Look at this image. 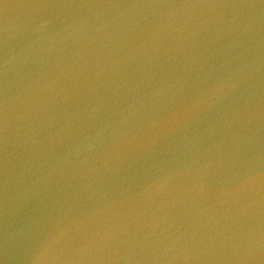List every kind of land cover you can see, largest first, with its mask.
<instances>
[{"label":"water","instance_id":"95a60500","mask_svg":"<svg viewBox=\"0 0 264 264\" xmlns=\"http://www.w3.org/2000/svg\"><path fill=\"white\" fill-rule=\"evenodd\" d=\"M0 264H264V0H0Z\"/></svg>","mask_w":264,"mask_h":264}]
</instances>
